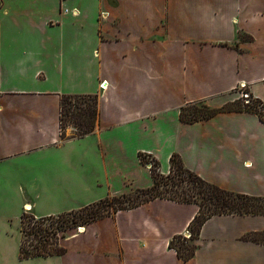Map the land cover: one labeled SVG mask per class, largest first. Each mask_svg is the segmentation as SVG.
<instances>
[{"label": "crops", "instance_id": "0c3cea01", "mask_svg": "<svg viewBox=\"0 0 264 264\" xmlns=\"http://www.w3.org/2000/svg\"><path fill=\"white\" fill-rule=\"evenodd\" d=\"M242 84L264 103V0H0V209L14 212L0 221V264H264L260 214L209 218L181 260L169 243L198 207L165 199L74 231L63 255H19L24 207L46 218L148 189L140 155L160 175L177 155L208 184L264 198L256 115L180 119L241 100ZM65 96L96 99L90 134L61 139Z\"/></svg>", "mask_w": 264, "mask_h": 264}, {"label": "trees", "instance_id": "16d2710c", "mask_svg": "<svg viewBox=\"0 0 264 264\" xmlns=\"http://www.w3.org/2000/svg\"><path fill=\"white\" fill-rule=\"evenodd\" d=\"M251 97L250 95V102L252 101L261 106L264 110V103L254 98L251 100ZM78 99L93 101H85L81 106L74 103L72 111L70 102L71 100H75L74 102H76ZM66 106H69L67 112H65ZM200 107L202 108L201 110L196 109V106H194L186 112L182 111L180 119L184 122H195L210 118L219 112H248L256 115L264 123L261 113L251 104H244L243 100L225 105L219 110L209 109L205 105H200ZM200 112L202 114H199ZM96 116L97 103L94 97H63L60 103L61 139L66 138L63 126L65 118L72 124L73 132L71 137L79 138L93 131ZM140 159L142 163H145V156L140 155ZM169 164V174L163 176L158 173L157 163L153 161L154 168L151 170L153 184L148 189L132 193L137 195L135 198L128 196L130 194L106 198L83 209L60 214L56 217L50 216L36 219L33 216L22 214L20 217V222L22 223L20 258L28 259L63 255L65 250L62 246L52 248V243L50 242L52 236L67 230L77 229L80 226L84 227L97 219L117 211L129 210L155 199L194 204L198 207V213L188 228L191 232L190 239L174 238L169 243V247L174 249L178 257L183 261H188L194 256L196 250L195 241L198 238L200 228L209 218L216 215H264V198L230 193L208 184L188 171L177 155H173L170 158ZM111 205L112 209H109ZM67 216H71V218H65ZM24 219L32 220L33 231H26ZM30 236H32L31 242L26 244L24 238H29ZM177 241H181V243L176 244L175 242Z\"/></svg>", "mask_w": 264, "mask_h": 264}, {"label": "rangeland", "instance_id": "374dc122", "mask_svg": "<svg viewBox=\"0 0 264 264\" xmlns=\"http://www.w3.org/2000/svg\"><path fill=\"white\" fill-rule=\"evenodd\" d=\"M250 100V99H249ZM251 100H253V98L251 97ZM75 100H71V102H70V106H71V110L73 111V105H74V103H75V105H79V106H81V104H83V102H85V101H87V102H90V101H93V100H86V99H78V100H76V102H74ZM249 104H251L252 106H254V108L258 111V112H260L261 113V115H262V117L264 118V110L262 109V107L261 106H259V105H257V104H255V103H253L252 101L249 103ZM69 108V106H66L65 107V112H67V109ZM196 109H198V110H201L202 108L200 107V105H197L196 106ZM199 114H202V112H200ZM63 126H64V130H66L67 128H71V130H72V124L68 121V119L67 118H65L64 119V123H63ZM72 132H73V130H72ZM66 137H67V135H66ZM150 159H146L145 158V160H144V162H148ZM128 196H131V197H133V198H135V197H137V195H135V194H130V195H128ZM109 209H112V205L110 206V208ZM14 212H6V211H4V210H2V209H0V221H3V220H6V219H13V217H12V215H14L13 214ZM24 215H29V216H32L31 215V213L30 212H24ZM53 217H56V216H53ZM65 218H67V219H69V218H71V216H67V217H65ZM21 221V220H20ZM23 222H24V225H25V228H26V231L27 232H30V231H33L34 229H33V224H32V220H30V219H24L23 220ZM80 227H82V226H80ZM20 233H21V230H22V223L20 222ZM77 229L75 228L74 230H67V231H65V232H60V233H57V235H55V236H52L51 238H50V242L52 243V248H56V247H59V246H62V241H63V239L65 238V237H67V236H69L70 234H72L74 231H76ZM190 232V231H189ZM190 235H191V232H190ZM21 236H22V234H21ZM62 236H63V238H62ZM191 237V236H190ZM22 238V237H21ZM31 238H32V236H30L29 238H24V240L26 241V244H29L30 242H31ZM185 238V237H184ZM186 240H189L190 238H185ZM176 244H179V243H181V241H177V242H175ZM187 244H189V243H187Z\"/></svg>", "mask_w": 264, "mask_h": 264}, {"label": "built area", "instance_id": "2783aa9c", "mask_svg": "<svg viewBox=\"0 0 264 264\" xmlns=\"http://www.w3.org/2000/svg\"><path fill=\"white\" fill-rule=\"evenodd\" d=\"M73 13H76V12L73 11ZM105 85H104V82L100 83V85H99L100 89L103 90L105 88ZM244 89H246V86H244L242 84V87H241L242 91H241V94H240L241 95V100H243L244 104H249V102H250V100H249L250 99V94L248 92L244 91ZM144 165L150 171L154 168L153 167V161L151 159L148 162H145ZM24 212H26V213L30 212V208L29 207H24ZM77 231H79V232L83 231V227H78ZM190 236H191L190 232L186 231L185 234H184V237L188 239V238H190Z\"/></svg>", "mask_w": 264, "mask_h": 264}]
</instances>
